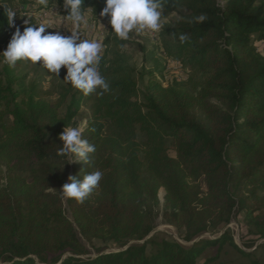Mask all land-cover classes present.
<instances>
[{
	"label": "trees",
	"instance_id": "trees-1",
	"mask_svg": "<svg viewBox=\"0 0 264 264\" xmlns=\"http://www.w3.org/2000/svg\"><path fill=\"white\" fill-rule=\"evenodd\" d=\"M9 3L25 12L59 7L68 14L64 0H0L3 49L15 26L7 20ZM105 6L106 0H83L96 24L109 21L101 16ZM181 10L187 14L167 31L174 42L161 44L166 60L143 74V91L127 66L103 74L109 91L100 95V89L82 130L96 146L92 167L57 155L60 134L77 127L88 96L69 86L52 105L41 98L38 83L16 74L25 61L5 63L0 264H198L217 248V257L205 263L211 264L227 244L249 256L228 234L188 246L150 242L159 209L187 242L236 214L264 241V55L257 47L264 43V0H163L162 19ZM201 14L205 21L196 23ZM167 61L182 65L187 79L165 87ZM92 170L102 171L103 179L83 203L62 197L69 176ZM80 236L122 248L138 244L81 258L87 249Z\"/></svg>",
	"mask_w": 264,
	"mask_h": 264
},
{
	"label": "clouds",
	"instance_id": "clouds-1",
	"mask_svg": "<svg viewBox=\"0 0 264 264\" xmlns=\"http://www.w3.org/2000/svg\"><path fill=\"white\" fill-rule=\"evenodd\" d=\"M162 8L163 0H106L101 16L109 18L111 28L119 39L128 40L134 30L158 32L161 28ZM64 9L68 13L64 16L65 20H70L74 26L71 35H63L59 31L45 34L49 28L43 23L37 27L26 22L28 26L23 32L17 28L6 50L0 54L3 63L14 67L17 61H31L34 64L43 61L42 67L58 75L60 69L65 67L67 74L64 81L73 88L82 91L84 95L99 88L102 90L99 94L103 95L109 91V84L99 72L102 45L96 40L81 38L80 28L87 26L83 0H64ZM5 12L9 26H14L16 12L12 9H5ZM205 19L203 14L194 18L196 23H202ZM179 39L183 43L187 35L182 34ZM59 139L63 147L58 149V156L71 163L78 161L92 167L96 146L82 138L81 127H65ZM102 179L103 172L100 170L86 172L82 178L69 176V182L62 186L60 193L65 199L83 203L99 187Z\"/></svg>",
	"mask_w": 264,
	"mask_h": 264
},
{
	"label": "rangeland",
	"instance_id": "rangeland-1",
	"mask_svg": "<svg viewBox=\"0 0 264 264\" xmlns=\"http://www.w3.org/2000/svg\"><path fill=\"white\" fill-rule=\"evenodd\" d=\"M9 8L16 12L14 18L15 26L13 34L17 28L23 32L24 28L28 26L26 22L32 23L31 20L24 17L21 12H18V7H13L12 3H9ZM187 14L186 10H181L179 13H174L161 20L160 24L163 29V33L160 37V41L155 43L144 31L136 32L135 30L130 33L128 40L119 39L114 32H111L108 36L105 47L106 51L101 55V61L99 64V72L103 76L106 70L115 66H127L136 71V78L139 82V88L141 91L144 90L147 77H143V74L154 67L155 61L160 60L162 63L165 62V57L161 54V44L165 42H174V38L167 32L169 28L175 27L176 23L182 20L183 15ZM69 25H72L69 23ZM68 26V25H64ZM69 28V27H68ZM57 31L64 32L65 35H71L66 29L62 30L60 27H56ZM85 36V35H84ZM84 36L81 38L86 39ZM256 38V36H255ZM161 43V44H159ZM124 45V47H122ZM259 51L264 55V44H257ZM6 48H0V54L5 51ZM43 61L38 63H32L31 61L23 62L21 65L16 67L15 72L18 75H26L28 82H36L40 87L41 98L52 104L56 105L59 101L60 95L64 89L72 86L70 83L65 82L64 78L67 74V69L62 67L59 75L56 73H50L46 68L42 67ZM3 57L0 56V71L3 69ZM185 73L187 74L186 70ZM106 80V78H104ZM107 81V80H106ZM100 89H96L93 93L87 95L88 98L84 103L81 110L80 118L77 120V127H81L82 130L86 126L87 118L91 114V109L95 104V97L99 93ZM63 113V110H61ZM169 146L171 142L169 141ZM172 156L175 153L170 151ZM70 161V160H69ZM164 192H160L161 203L163 200ZM162 209H159V217L156 222V228L148 239L154 242H160L162 240H169L178 242L184 246L197 243L204 239H215L221 237L223 234H228L233 238L234 243L249 256H244L239 253L230 244L225 245L222 251L219 253V258L211 264H264V241L258 240L257 236L251 231L244 221L243 214H236L232 217L229 223L222 224L217 228L210 229L204 235L196 237L192 242L185 241L186 234L184 232L179 233L175 228L164 223L162 216ZM80 240L87 249V254L81 256V258H94L99 254L119 252L131 245L138 244L137 241H129L122 248L123 245L117 243H104L98 240L85 238L80 236ZM142 244V243H139ZM153 247L148 248V253H152ZM69 254H66L68 256ZM218 255V249L212 248L207 250L203 256L198 260V264H205L209 259L215 258Z\"/></svg>",
	"mask_w": 264,
	"mask_h": 264
},
{
	"label": "built area",
	"instance_id": "built-area-1",
	"mask_svg": "<svg viewBox=\"0 0 264 264\" xmlns=\"http://www.w3.org/2000/svg\"><path fill=\"white\" fill-rule=\"evenodd\" d=\"M17 11L21 12L24 17L31 20V22L34 23V26L38 27L39 24L43 23L47 28H49L46 30L45 34H47L48 32H57L56 27H59L58 26L59 24L62 25H68L69 23L72 24L70 20H65L64 16L61 15V10L59 7L45 9L37 13L25 12L21 7H19ZM86 19H87V25L89 26V30L94 35V39L100 42L102 45V52H101L102 55L106 51V47H105L106 40L110 35V33L113 32V29L111 28L109 21L96 24L93 20L92 12L90 10L86 11ZM145 32L147 34H150L149 36L153 38L152 40L155 43H157L160 41V37L163 33V29L161 27L158 32H151L148 30H144V33ZM61 34L65 35L66 33L64 31L61 32ZM160 46H161L160 48L161 54L164 55L166 60V53L162 48V45ZM186 79H187V74L185 73V69L182 67V65L173 61H167V66L165 70V79L163 80L165 87L168 86V84L172 83L174 80L183 81Z\"/></svg>",
	"mask_w": 264,
	"mask_h": 264
},
{
	"label": "crops",
	"instance_id": "crops-1",
	"mask_svg": "<svg viewBox=\"0 0 264 264\" xmlns=\"http://www.w3.org/2000/svg\"><path fill=\"white\" fill-rule=\"evenodd\" d=\"M61 29H66L69 33H71V31H73L74 30V26L73 25H69L68 24V26H64V25H62V24H59L58 25ZM69 27V28H68ZM80 33H81V37L82 36H84L86 39H88V40H95L94 39V35H93V33H91V31L89 30V26L87 25V26H82L81 28H80Z\"/></svg>",
	"mask_w": 264,
	"mask_h": 264
},
{
	"label": "water",
	"instance_id": "water-1",
	"mask_svg": "<svg viewBox=\"0 0 264 264\" xmlns=\"http://www.w3.org/2000/svg\"><path fill=\"white\" fill-rule=\"evenodd\" d=\"M162 203H163V200H162ZM145 242V241H144ZM144 242H141V243H144ZM126 249V248H125ZM125 249H123V250H125Z\"/></svg>",
	"mask_w": 264,
	"mask_h": 264
}]
</instances>
